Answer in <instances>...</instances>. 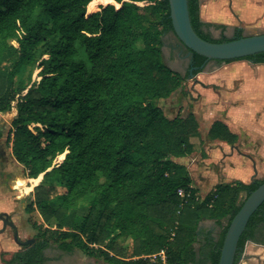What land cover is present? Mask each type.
Wrapping results in <instances>:
<instances>
[{
    "label": "trees",
    "instance_id": "obj_1",
    "mask_svg": "<svg viewBox=\"0 0 264 264\" xmlns=\"http://www.w3.org/2000/svg\"><path fill=\"white\" fill-rule=\"evenodd\" d=\"M200 3L188 0L199 36H244L202 21ZM212 28L221 29L218 38ZM170 30L169 0H0V112L15 110L7 141L33 180L25 212L38 231L10 258L1 253L3 263L47 264L45 250L56 245L108 264H149L143 256L163 249L167 264H190L198 261L199 223L226 219L220 238L205 245L219 264L241 193L264 178L219 184L199 200L190 170L176 159L194 152L195 139L202 143L200 123L193 111L171 118L161 105L185 81L163 59ZM240 59L264 64V52L226 62ZM192 61L200 69L208 60L193 53ZM208 138L239 139L219 119ZM180 188L191 196L181 198ZM263 226L264 203L240 238L239 256L249 240L261 243Z\"/></svg>",
    "mask_w": 264,
    "mask_h": 264
},
{
    "label": "rangeland",
    "instance_id": "obj_2",
    "mask_svg": "<svg viewBox=\"0 0 264 264\" xmlns=\"http://www.w3.org/2000/svg\"><path fill=\"white\" fill-rule=\"evenodd\" d=\"M257 13L258 12L256 11L254 15ZM263 32V29H245L243 30V35L247 36L253 33ZM225 33L228 37L232 38L234 37L235 31L232 29H226ZM220 34L221 30H217L214 33L216 38H218ZM163 40L162 49L164 62L169 67H172L175 69V71L182 74L185 77V81L182 88L175 91L169 98L161 101L162 107L164 108L167 115L171 118L175 117L176 115L186 116L192 111L195 112L198 117H204L206 111H204L205 106L203 105L204 101L202 100L203 94H201L199 91L200 86L198 85V82L200 81L198 80V76L196 73H194V68L188 65V60H186L184 55L179 54L176 48L178 45L181 47L184 46L179 42L175 33L171 30L168 31ZM235 61L239 62L236 63ZM243 62L251 61L240 59L231 62L225 61V63L222 62L220 65H224L226 68H222L216 73L211 72L213 70L210 69L209 71L212 74L210 79H217L221 85H217L215 88H212V90L209 91L210 93H208L206 96L208 97L209 101L215 104V106L212 108V111H214V114H218V117H220L219 115L223 113V110L231 109L234 112L236 109H238V107H240L241 109L244 108L246 111H250L247 116L243 117L244 119L246 118L247 123H249V121L250 123H254V118H256L257 114L258 119L264 120V64L252 65L254 68L249 70L246 68V65H243ZM219 78H224L226 81ZM221 81L226 83L223 84ZM226 103H228V106ZM240 103H242V105L238 106ZM14 115L15 110L3 114V116H5L7 119H11ZM206 126V124L201 122V137L203 141L200 143L198 139H195L197 146L195 147L194 152L185 158L176 159L179 162L186 164L187 167H192L194 165L192 168L194 177L193 183L195 182L198 188V198L200 201L206 195L214 191L211 186L208 187L200 182L198 177L200 173L202 174L199 169L203 166L204 154L206 153V150L209 149V152L212 153L214 151L216 158L218 157L216 163H212L207 166L209 173H212L213 176L214 174H219L220 172L219 170L221 167V160H219V157L222 155L220 148H216L214 150L210 148L212 145L215 146L217 142L210 141L212 145L210 144L209 138L207 137ZM230 158L234 163L230 168V171L233 173H236V171L241 172L243 166L237 161V157ZM248 168L249 165L245 169ZM251 168H253V166H251ZM247 172L248 171H244L243 176L246 175ZM231 175L235 177V174ZM261 176L264 178V172L263 175L259 174L254 179H261ZM27 178L26 180H23L21 184L22 188L20 187V192L18 195L21 197V200L19 201L18 207L13 201L7 202L3 205L2 200H5V198H0V214L4 212L2 209L6 205L10 208H14L10 214V217L20 230V233L23 236L22 240L34 238L38 232L29 222L30 215L25 212L26 205L34 197L32 194L33 187L28 186V184L32 183L33 180L31 178ZM245 197L246 193L242 192L241 200H243ZM8 198H10V196L6 197V199ZM31 217L33 220H41V217L37 212L33 213ZM227 222L228 221L226 219L221 222L202 221V227L198 233L197 240L194 243L195 250L198 254V261L190 264H211L207 259L205 245H207V240L210 237L215 241L220 238L222 229L224 226H226ZM2 229L3 223L0 221V230ZM20 237L21 236L19 234V238ZM12 248H18L20 250L22 246L17 244L12 227L8 226L2 232L0 231V264H3L1 262V253H4L6 258H10L14 253ZM47 253L51 257L50 264H108L102 259L86 256L79 250H75L74 252L62 251L56 245H51L48 248ZM238 264H264V246L251 241L247 242L243 251V257Z\"/></svg>",
    "mask_w": 264,
    "mask_h": 264
},
{
    "label": "crops",
    "instance_id": "obj_3",
    "mask_svg": "<svg viewBox=\"0 0 264 264\" xmlns=\"http://www.w3.org/2000/svg\"><path fill=\"white\" fill-rule=\"evenodd\" d=\"M256 11L258 13L254 15ZM200 16L204 22L225 25L226 29H232L234 31L245 29L264 30V0H201ZM217 30L221 29L212 28L214 33ZM235 62L238 63L239 61ZM221 63L222 62L220 61L209 60L203 65V67H200V69L198 67H192L194 68V71L197 70L196 74L198 76V80L200 81L198 82V85L200 86L199 91L201 94H203L202 100L204 101L203 105L205 106L204 111H206L204 117H198L197 115L196 117L200 123V126L201 122L207 125V137L211 125L215 120L219 119L227 123L230 129L235 132L239 138L236 144H229L222 140L209 139V142H217L215 146L210 142L212 145L210 147L211 149L214 150L216 148H220L222 151V155L219 157V160H221V167L219 170L220 172L219 174H214V176L212 173H209L207 166L209 164L216 163L218 157L216 158L213 150L211 153L209 152V149H207L206 153L204 154L203 166L199 169L202 174L200 173L198 177L200 182L208 187L211 186L213 189H216L215 186L217 187V185L221 183L234 184L236 181L250 183L254 178H256L257 175H263L264 172V120L258 119L257 114L256 118H254V123H250V121L247 123L246 118L244 119L243 117L247 116L250 111H246L244 108L241 109L240 107H238V109H236L234 112L231 109L223 110V113H221L219 115L220 117H218V114H214V111H212V108L215 106V104L209 101L208 97L206 96L208 93H210L209 91H211L212 88H215L217 85H221L217 79H210V77H212L211 72L216 73L222 68H226V66L220 65ZM188 65L191 66L190 63ZM243 65H246L247 69L252 70L254 68L252 65L261 64L243 62ZM210 69L213 71L210 72ZM219 79L226 81L224 78ZM221 82L223 84L226 83L224 81ZM226 104L228 106V103ZM241 105L242 103H240L238 106ZM232 107L235 108L234 106ZM3 114L4 113L0 112V198H5V200H2L3 205L7 202L13 201L18 207L19 201L21 200V197L18 194L20 192L21 184L23 180H26L27 175L24 167L18 163V161L13 156L12 142L7 141V136L11 129V122L14 116L11 119H7L5 116H3ZM196 146L197 144L195 147ZM230 157H237V161L243 166L241 172L236 171V173H233L230 171V168L234 164ZM248 165L249 168L245 169ZM251 166H253V168H251ZM193 167L194 165L192 167L188 166L191 176L194 180L192 173ZM244 171L248 172L243 176ZM231 174H235V177H233ZM262 177L263 176L260 178L263 179ZM193 186L197 188L195 182L193 183ZM7 196H10V198L6 199ZM2 210L10 215L14 208H10L6 205ZM11 220L13 221L12 218ZM204 220L215 221L213 219ZM0 221L2 223L1 219ZM202 221L199 223L198 233L202 227ZM19 234L21 236L20 239L22 240L23 236L18 229V235ZM48 248L45 250V253L48 257L47 264H50L51 257L47 253ZM12 250L13 252H16L19 249L12 248Z\"/></svg>",
    "mask_w": 264,
    "mask_h": 264
},
{
    "label": "water",
    "instance_id": "obj_4",
    "mask_svg": "<svg viewBox=\"0 0 264 264\" xmlns=\"http://www.w3.org/2000/svg\"><path fill=\"white\" fill-rule=\"evenodd\" d=\"M169 7L173 32L192 53L200 54L207 60L225 62L226 60L244 58L264 52V32L224 42L208 41L199 36L192 26L188 0H169ZM263 203L264 182L246 196L240 209L231 220L221 248L219 264L235 263L240 238L246 230L250 218ZM0 219L3 221V229L0 231L5 230L8 225L11 226L15 231L14 237L20 245L28 246L35 242L34 238L19 239L16 225L8 213L2 212Z\"/></svg>",
    "mask_w": 264,
    "mask_h": 264
},
{
    "label": "flooded vegetation",
    "instance_id": "obj_5",
    "mask_svg": "<svg viewBox=\"0 0 264 264\" xmlns=\"http://www.w3.org/2000/svg\"><path fill=\"white\" fill-rule=\"evenodd\" d=\"M167 34V33H166ZM178 38V37H177ZM179 40V39H178ZM179 42L184 46V47H181V46H177L176 48H177V50H178V53L179 54H182V55H184V57L186 58V60H188V62L191 64V66L192 67H194L193 66V61H192V58H193V53L192 52H190V50L179 40ZM209 61V60H208ZM196 67V66H195ZM10 219H11V217H10ZM2 223H3V221H2ZM9 226V225H8ZM7 226V227H8ZM6 227V228H7ZM16 230L18 231V228L16 227ZM12 231H13V233L15 232L14 231V229L12 228ZM256 236L258 237V239L259 240H262L261 241V243L260 242H255V241H253V240H249V241H251V242H255V243H257V244H260V245H263L264 246V229H263V231H258V232H256ZM20 239V238H19ZM29 239H32V238H29ZM21 240V239H20ZM248 241V242H249ZM16 242H17V244L18 245H20L19 243H18V241L16 240ZM20 246H22V245H20ZM23 247V246H22ZM238 256V258L236 259V264H238L239 263V261L241 260V258L243 257V252L241 253V255L239 256V252H237V255H236V257Z\"/></svg>",
    "mask_w": 264,
    "mask_h": 264
},
{
    "label": "built area",
    "instance_id": "obj_6",
    "mask_svg": "<svg viewBox=\"0 0 264 264\" xmlns=\"http://www.w3.org/2000/svg\"><path fill=\"white\" fill-rule=\"evenodd\" d=\"M178 195L186 200L191 196V192L185 188H180ZM143 257L149 260V264H167V253L164 249L154 254L144 255Z\"/></svg>",
    "mask_w": 264,
    "mask_h": 264
}]
</instances>
